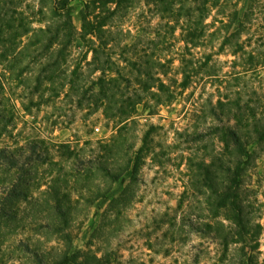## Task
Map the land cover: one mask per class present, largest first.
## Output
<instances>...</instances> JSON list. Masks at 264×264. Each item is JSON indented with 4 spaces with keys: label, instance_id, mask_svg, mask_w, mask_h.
I'll return each instance as SVG.
<instances>
[{
    "label": "rangeland",
    "instance_id": "obj_1",
    "mask_svg": "<svg viewBox=\"0 0 264 264\" xmlns=\"http://www.w3.org/2000/svg\"><path fill=\"white\" fill-rule=\"evenodd\" d=\"M54 2L18 0V5L24 16L33 21V27L40 28L54 16L51 10ZM85 4L82 0L70 4L79 30ZM98 6L87 9L92 18L109 14L100 2ZM110 6L114 8L116 4L109 3ZM142 11L143 5L138 0L129 7L122 3L118 13L108 18L106 28L131 31L134 35H140L143 27L155 30L160 18L151 13L143 16ZM223 22L231 23V32L242 26V34L234 39V45L224 48L223 36L227 30ZM206 23L210 24V33H218L217 38L207 37L206 46L195 51L199 57L213 54L210 64H198L199 73L175 101L155 108L145 102L138 106V122L128 133L129 143L135 142L137 149L148 136V145L139 173L137 202L117 217L114 226L109 224L104 214L111 198L123 188L121 179L111 185L109 198L77 202V214L69 227L71 237L62 239L46 227L49 206L44 201L43 191L55 170L41 166L42 172L37 175L30 196L32 203L21 199L17 217L0 224V264H58L65 253H76L80 259L88 254L102 257L113 253L112 264H264V143L251 146L257 156L242 175L241 192L247 214L245 236L237 234L238 226L225 219L222 208L213 203L216 197L208 200L207 196L212 193L210 187L204 183L194 186L192 182L195 175L201 180L205 175L195 164L203 160L209 163L220 154L223 144L215 127L235 123V120L228 122L226 115L222 116L224 121L221 122V107L217 108L218 116L214 115L213 107L219 99L240 96L243 104L250 105L245 106L246 110L253 107L264 112V0H221V5L211 12ZM174 35L165 45L172 52L181 51L184 45L179 41L181 29H176ZM239 46L243 48L239 49ZM111 52L117 59L121 49L115 47ZM250 54L256 55L253 63ZM92 58L93 52L87 51L84 41L79 39L68 51L63 69L70 74L80 67V81L90 83L101 74L94 71L93 66L85 65ZM2 69L0 65V72ZM169 77L181 81L179 59L172 65ZM5 85L9 115H14V119L0 134V148L8 147L23 155L31 141L46 139L51 156L70 169L81 164L75 157L66 158L63 154L67 149L59 148L60 144L68 143L71 151L88 160L101 154V143L118 133L117 123L106 118L103 108L95 109V105L87 100L80 106L79 95L67 97L63 93L57 97L47 85L41 92H36V82L21 84L9 74ZM195 132L205 135L195 139ZM211 172L218 175L214 166ZM131 175L129 172L124 177ZM12 177V172H3L0 166V192L7 189ZM66 177L73 188V197L77 199L85 182L74 186L75 177ZM99 179L97 181H101ZM214 184L220 188L217 179ZM101 187L107 189L110 186L102 181ZM197 223H211L214 229L197 228L194 225ZM230 232L233 236H229L230 242L226 246L224 234ZM233 239L235 241L231 242Z\"/></svg>",
    "mask_w": 264,
    "mask_h": 264
},
{
    "label": "trees",
    "instance_id": "obj_2",
    "mask_svg": "<svg viewBox=\"0 0 264 264\" xmlns=\"http://www.w3.org/2000/svg\"><path fill=\"white\" fill-rule=\"evenodd\" d=\"M72 1L74 0H55L51 7L54 16L49 23L34 28L33 21L20 10L18 0H0V65L3 66L0 72V134L14 119V115H9L5 94L7 74L20 80L21 84L31 85L36 82V92H41L47 85V89L57 97L63 93L67 97L79 95L80 106L87 100L89 104L95 105V109L103 108L106 118L114 120L118 126V133L109 141L101 143L102 153L95 154L88 160L71 151L68 143L60 144L59 148L67 149V153L63 154L66 158L75 157V161L81 164L70 169H66L61 161H55L51 156L46 139L31 141L23 155H18L16 150L8 147L0 148V166L3 172H12L13 175L7 189L0 192V224L17 217L21 199L32 203L30 196L37 175L42 172L41 166L47 165L55 172L51 174L43 191L44 201L49 206L46 215L49 223L46 227L62 239L71 237L69 227L77 214V202L81 199L91 201L109 198L111 185L121 179L123 188L111 198L104 214L109 224L114 226L117 217L137 202L139 173L148 145V136L137 149L135 142L129 143L128 133L138 122V106L145 102L155 108L165 102L175 101L199 73L198 64H210L213 54H202L199 57L195 50L206 46L207 37L217 38L216 31L209 32L210 24L206 23V19L221 5V0H138L143 5V16L151 13L159 17L160 22L155 30L143 27L140 35H134L131 31L119 32L106 26L108 18L118 13L122 3L129 7L135 0H82L86 4L80 18L81 30L72 17ZM98 2L107 8L109 14L104 17L95 15L92 18V13L87 9L92 5L95 9L99 8ZM109 3L116 4V7H109ZM223 23L227 30L223 36L224 48L226 45H234V39L242 34V26L231 32V23ZM241 25L244 26V23ZM178 28L181 29L179 41L184 45L181 51L172 52L165 44L171 35L175 36ZM138 32L140 31L137 30ZM79 39L84 41L87 51L93 52L92 60L85 65L93 66L94 71L101 73L90 83L80 81V67L74 68L70 74H66L63 69L68 51ZM115 47L121 49L117 59L113 58L111 52ZM240 48L243 47L239 46ZM255 57L256 55L250 54L252 63ZM176 59L181 62V81L176 77H169ZM38 64L39 67H36ZM59 76L61 79H58ZM245 106L250 105L243 104L239 96L236 99H219L217 106L213 107L215 116H218L217 108L221 107V122L224 121L222 116L226 115L228 122L235 120V123L215 127L223 144L220 154L209 163L204 160L197 162L195 165L205 175L202 180L199 175H195L192 180L194 186L204 183L210 187L212 193L207 196L208 200L216 197L213 203L222 208L225 219L238 226L237 234L241 237L245 236L247 230V214L241 192L242 175L246 174L250 162L257 156L251 146L264 143V112L253 107L246 110ZM195 133V139L205 135ZM213 166L217 168L218 175H212ZM129 172L132 173L131 177H124ZM66 175L75 177L74 186L85 182L77 199L73 197V188ZM98 179L101 181H97ZM216 179L220 188L214 184ZM102 181L110 187L103 189ZM194 225L197 228L214 229L211 223ZM230 235L233 236L231 232L224 234L226 246L230 242ZM233 241L235 240L231 242ZM111 255L99 257L88 254L80 259L76 253H65L58 264H112Z\"/></svg>",
    "mask_w": 264,
    "mask_h": 264
}]
</instances>
